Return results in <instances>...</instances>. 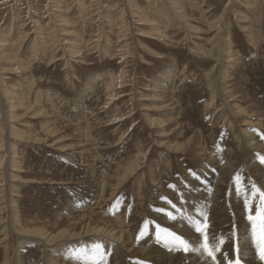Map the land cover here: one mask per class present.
Here are the masks:
<instances>
[{
    "label": "rangeland",
    "instance_id": "1",
    "mask_svg": "<svg viewBox=\"0 0 264 264\" xmlns=\"http://www.w3.org/2000/svg\"><path fill=\"white\" fill-rule=\"evenodd\" d=\"M258 133L264 0H0V264H264Z\"/></svg>",
    "mask_w": 264,
    "mask_h": 264
},
{
    "label": "snow or ice",
    "instance_id": "2",
    "mask_svg": "<svg viewBox=\"0 0 264 264\" xmlns=\"http://www.w3.org/2000/svg\"><path fill=\"white\" fill-rule=\"evenodd\" d=\"M260 135L261 139H264V134L258 133ZM260 160V163L264 164V157L258 156L257 157ZM195 176V174L193 173ZM198 179V177H197ZM238 179V178H237ZM239 191V189H237ZM255 186L253 185V196L256 194ZM260 199H261V205L258 206L255 209V216L257 218H260L261 220V226L264 228V193H260ZM171 203V202H169ZM174 208L176 207L174 204L172 205ZM245 206L249 208V221L253 222V238L256 239V228H255V221H253V215H252V209L249 205L248 199H245ZM179 212L180 210L177 209ZM169 219H175V217L171 214H167ZM205 219H206V214H205ZM147 227V222L145 224V228ZM157 232H156V242L157 243H163L165 247H167L170 251H189V245L187 241L184 239H181L180 236L174 234L173 232L168 231L167 229H161L159 225L156 226ZM207 229V224L201 225L199 222H196V232L200 233L201 236L203 237V243L201 244V249L203 252L210 257L214 264L216 261V253L221 251V245L224 243L223 237H220L218 239L214 238L213 242L209 243L208 240V234L206 232ZM163 233V236L161 235ZM145 232L144 230L141 231V235H144ZM235 236V233H233ZM262 245H264V237L261 239L256 240V246L257 248H262ZM94 248V255H91L89 257V254L84 251L80 250L79 252L74 254V258L81 260L83 264H107L106 260V255L101 251L102 246L97 244L93 246ZM236 252V258L231 259L226 257L228 259V264H240V258H239V252L240 249L237 246L235 248ZM260 259L264 260V249L261 250L260 252Z\"/></svg>",
    "mask_w": 264,
    "mask_h": 264
},
{
    "label": "bare ground",
    "instance_id": "3",
    "mask_svg": "<svg viewBox=\"0 0 264 264\" xmlns=\"http://www.w3.org/2000/svg\"><path fill=\"white\" fill-rule=\"evenodd\" d=\"M256 144H257V143H256ZM256 144H254L255 148L259 147V145H256ZM254 150H255V149H254ZM255 151H256V150H255ZM259 151H260V150H259ZM222 168H224V167H221V169H222ZM232 172H233V171L230 170V171L228 172V175L232 174ZM218 176H219L218 178H220V180H222V182H224V184L227 183V182H229L228 179H225V181H223V178L220 176V174H218ZM249 176H250V175H249ZM228 177H229V176H228ZM233 177H234V175H233ZM236 177H237V176H236ZM235 179H236V178H235ZM243 179H244L243 182L246 184V186H243L242 188H246V187H247V182H248L249 179H248L247 177H243ZM233 180H234V179H233ZM231 181H232V180H231ZM222 184H223V183H222ZM219 186H220V185H219ZM221 186H222V185H221ZM215 191H218V188H215ZM213 202H214V201H213ZM216 204H219L218 199H217L216 202L213 203V206H216ZM244 206H245V204H244ZM257 207H258V206H257ZM257 207H256V205L253 206V208H252V212H254L253 214H255V209H256ZM245 208H247V207L245 206ZM246 213H247V212H246ZM248 214H249V213H248ZM260 221H261V220H260ZM242 222H243V221H242ZM242 222H241V223H242ZM250 222H251V221H250ZM244 223H245V222H244ZM250 228H251V227H250ZM251 229H252V228H251ZM247 230H248V229H247ZM258 230H259V228H258ZM249 231H251V230H249ZM206 232H207V229H206ZM209 232H210V230H209ZM209 232H208V234H209ZM211 232H212V231H211ZM246 232H247V231H246ZM252 232H253V231H252ZM101 234H102V233H101ZM217 234H218V233H217ZM112 235H113V234H112ZM112 235H110V236H112ZM257 235H258V234H257ZM209 236H210V235H209ZM218 236H219V235H218ZM212 237L215 238V236H212ZM251 237H252V236H251ZM71 238H74V237L71 236L69 239H71ZM249 239H250V237H249ZM49 241H50V240H49ZM209 241H210V239H209ZM240 241H241V240H240ZM249 241H250V240H249ZM118 242H119V241H118ZM118 242H117V243H118ZM122 242H123V241H122ZM252 242H253V241H252ZM254 243H255V242H254ZM49 244H50V243H49ZM115 244H116V243H115ZM122 244H123V243H122ZM120 245H121V244H120ZM120 245H119V246H120ZM231 245H232V244H231ZM254 245H255V244H254ZM119 246H118V247H119ZM153 246H154V245H153ZM243 246H244V245H243ZM245 246H246V245H245ZM252 246H253V245H252ZM109 247H110V246H109ZM224 247H226V246H224ZM241 247H242V246H241ZM241 247H240V248H241ZM119 248H120V247H119ZM242 248H243V247H242ZM230 249H231V248H230ZM253 249H254V248H253ZM150 250H151V248L149 247V248H147L146 250H144L142 253H144V254L149 253V254H150ZM163 250H164V249H163ZM221 250H222V249H221ZM225 250H226V249H225ZM227 250H228V248H227ZM227 250H226V251H227ZM243 250H245V249L243 248ZM243 250H242V251H243ZM164 251H165V250H164ZM165 252H166V251H165ZM222 252L225 253V251H222ZM240 252H241V251H240ZM243 252H245V251H243ZM220 253H221V252H220ZM224 253H223V254H224ZM226 253H227V252H226ZM232 253H233V252H232ZM232 253H231V255H232ZM165 254H166V253H165ZM168 254H169V253H168ZM170 254H171V253H170ZM177 254H178V253H177ZM216 254H217V253H216ZM218 254H219V252H218ZM218 254H217V255H218ZM234 254H235V251H234ZM245 254H246V253H245ZM247 254H248V253H247ZM217 255H216V256H217ZM175 256H176V255H175ZM219 256H220V255H219ZM253 256H254V255H253ZM147 257H148V256H147ZM221 257H222V256H221ZM233 257H234V255H233ZM173 258H174V257H172V256H171V257H168V258L166 257V258H164V259H162V257H161V258L159 259V261H158V262H159L158 264H160L161 262L164 263V260H165V259L167 260V262H165V264H173V263H172V259H173ZM230 258H231V257H230ZM247 258H248V257H247ZM250 258H251V257H250ZM258 258H259V257H258ZM153 259H154V257H153ZM199 259H200V258H199ZM233 259H234V258H233ZM253 259H255V258H252V260H253ZM151 260H152V259H151ZM157 260H158V259H157ZM208 260H209V259H208ZM152 261H153V260H152ZM194 261H195V260H194ZM221 261H222V263H223V260H221ZM199 262H200V261H199ZM205 262H206V261H205ZM209 262H210V260H209ZM259 262H260V261H259ZM179 263H180V262H179ZM190 264H191V263H190ZM193 264H194V263H193ZM206 264H207V263H206ZM223 264H225V263H223Z\"/></svg>",
    "mask_w": 264,
    "mask_h": 264
}]
</instances>
